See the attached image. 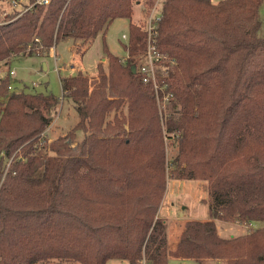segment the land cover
Here are the masks:
<instances>
[{
  "label": "trees",
  "instance_id": "16d2710c",
  "mask_svg": "<svg viewBox=\"0 0 264 264\" xmlns=\"http://www.w3.org/2000/svg\"><path fill=\"white\" fill-rule=\"evenodd\" d=\"M37 1L0 23V64L69 38L91 43L120 18L131 20L128 58L105 46L107 69L60 78L79 121L50 144L60 99L9 94L1 80L0 264H264V228L225 239L217 226L264 223V0ZM157 2L158 48L178 62L165 76V126L152 87L133 73L147 34L132 16ZM168 140L178 147L171 168ZM170 178L207 181L211 196L210 219L185 222L174 250L158 217Z\"/></svg>",
  "mask_w": 264,
  "mask_h": 264
},
{
  "label": "rangeland",
  "instance_id": "374dc122",
  "mask_svg": "<svg viewBox=\"0 0 264 264\" xmlns=\"http://www.w3.org/2000/svg\"><path fill=\"white\" fill-rule=\"evenodd\" d=\"M213 1L220 2L222 0ZM25 3H28V0H25ZM19 9L21 10V8ZM148 9L149 8L143 4L137 6L132 16V22L143 27L147 19ZM16 13H21V11L18 12L16 8L14 9L12 0H0V23L5 20L7 15ZM259 16L262 27L258 36L264 38V3L260 8ZM130 23V19H116L110 25L106 34L100 33L91 43L85 45H83V41L80 39L69 38L59 41L49 54H42L45 57L35 53V56L27 55L25 57L21 56L15 58L9 66L0 69V81L8 79L9 82L11 81V84L18 90L23 89L25 91H34L36 93L52 94L61 99V77L77 75L80 72L83 74L85 73L84 75L87 74L89 76H96L98 74V67L100 63H102V65L107 69L105 46L114 56L120 58L122 61L127 60L128 51L126 46L129 44V40L124 39L123 36L129 37ZM79 48H82L85 53L82 54L78 52ZM103 59H106V61H103ZM9 70L15 72L16 76L9 77ZM34 84H38V87L35 88L33 86ZM68 106L74 107L73 103L69 100H65L64 103L60 101L57 113L52 117V124L46 131L50 133L47 134L45 132V134H47L46 136L49 144L59 138L67 137L74 129L71 125H75V122L78 121L79 118L77 117L75 111H73L71 116L70 114L66 115L67 111L70 109ZM65 117L70 118L63 120ZM56 121L59 125L55 124ZM62 122L64 124H62ZM82 134V132H78L76 134L74 138L75 142L72 144V147H76V144L83 140L84 135ZM67 143H71L70 140H67ZM166 143L167 162L169 164V168H171V162L177 155L178 147L173 141L168 140ZM4 162L6 164H10L12 159L9 160L4 157ZM173 186L174 188H172ZM208 187L209 183L207 181L173 180L170 178L168 182V190H170L172 195L177 197V199L174 198L173 201L179 204V207L177 206L178 213L182 212L181 215L186 213L189 217L196 219L204 218L208 215L211 202ZM203 202L208 204L209 207ZM170 203L171 202L167 204ZM219 224L222 230H220V236L225 239H232L257 230L256 228L249 230L244 229L241 227L243 225L237 224V221H221ZM181 225H184V222H181ZM168 226L169 225L167 224V233ZM177 228L178 231H176V234L178 235L180 229L179 227ZM226 229L228 230L226 231ZM230 234H233L234 236H230ZM108 264L121 263L116 260H111ZM173 264L195 263L186 261L182 263L175 262Z\"/></svg>",
  "mask_w": 264,
  "mask_h": 264
},
{
  "label": "built area",
  "instance_id": "2783aa9c",
  "mask_svg": "<svg viewBox=\"0 0 264 264\" xmlns=\"http://www.w3.org/2000/svg\"><path fill=\"white\" fill-rule=\"evenodd\" d=\"M51 0H38L37 3L43 6L49 5ZM14 9L18 12L24 13L32 9V5L25 3V0H12ZM21 8V10L19 9ZM19 9V10H18ZM161 20L160 4L157 2L153 8L148 12L146 19L145 32L146 38V50L141 55L136 63V73H138L143 83L150 85L154 91L157 106L160 114L161 124L166 125L168 119V105L173 99V94L168 91V84L165 81L166 73L169 70L177 67L178 62L169 54L163 53L157 45V27L158 22ZM124 39L129 37L123 36ZM39 43V39H36ZM125 62V61H123ZM11 76L15 75V72H10ZM12 87L9 86V90ZM141 264H148L145 260Z\"/></svg>",
  "mask_w": 264,
  "mask_h": 264
},
{
  "label": "crops",
  "instance_id": "0c3cea01",
  "mask_svg": "<svg viewBox=\"0 0 264 264\" xmlns=\"http://www.w3.org/2000/svg\"><path fill=\"white\" fill-rule=\"evenodd\" d=\"M212 2L214 3V4H217L218 2H214L213 0H212ZM42 57H45V56H42ZM15 59V58H14ZM13 59V60H14ZM12 60V61H13ZM12 61H11V63H12ZM103 61H106V59H103ZM10 63V64H11ZM6 66H9V65H5V64H0V69H2V68H4V67H6ZM10 70H9V77H11V75H10ZM85 74V73H84ZM87 75V74H86ZM14 76H16V73H15V75ZM87 76H89V75H87ZM97 76V75H96ZM89 77H95V76H89ZM1 82V81H0ZM60 84H61V82H60ZM9 85L12 87L10 90H9V94H11V93H13V92H16V93H20V92H25V93H32V94H36V92H34V91H25V90H23V89H21V90H18L14 85H12L11 84V81L9 82ZM35 88H37L38 87V84H34L33 85ZM61 89H62V86H61ZM6 100L4 99V98H1L0 97V103H2V102H5ZM60 101H62V103H64V101L65 100H63V92H62V98L60 99ZM68 108H70L68 111H67V114L66 115H68V114H70V116L72 115V113H73V111H75V113L77 114V112H76V110L74 109V107H70V106H68ZM77 117H78V114H77ZM70 118V117H69ZM69 118H67V117H65L63 120H67V119H69ZM79 118V117H78ZM78 121H79V119H78ZM78 121H76L75 122V125H71V127L72 128H74L76 125H77V123H78ZM56 125H59L58 124V122L56 121V123H55ZM62 124H64L63 122H62ZM47 134H49L50 132H46ZM47 134H45V136L47 135ZM82 135H84V134H82ZM47 137V136H46ZM169 182V181H168ZM172 188H174V186L172 187ZM177 199V197L176 196H174V195H172L171 194V192H170V190H168V186H167V190H166V194H165V197H164V199H163V202H162V205H161V207H160V210H159V212H158V217L159 218H161V219H163V220H165V222L169 225L168 226V239H169V243H170V248L172 249V250H174L175 249V247L177 246V244H178V239H179V235H177L176 234V231H178V228L177 227H179V229L181 230V228H182V226L183 225H181V222H187V221H190V220H199V221H207L208 219H210V209H209V212H208V215H207V217H204V218H199V219H196V218H191V217H189V215H186V213L185 214H182L181 215V213L182 212H180V213H178V210H177V206L179 207V204L177 203V202H174L173 201V199ZM203 200H207V199H203ZM169 202H171L170 204H167V203H169ZM204 203V202H203ZM204 204H206V203H204ZM208 207H209V205L208 204H206ZM186 210V209H185ZM219 222H221V221H217V226H219V228H218V230H219V234H221L220 232L222 231L221 230V227H220V224H219ZM264 223H252V224H250V225H243V226H241V227H243L244 229H247V230H249V229H260V228H263L264 226ZM181 226V227H180ZM259 226V227H258ZM177 228V229H176ZM173 230H175V231H173ZM179 230V231H180ZM221 230V231H220ZM228 229H226V231H227ZM171 232V233H170ZM179 233V232H178ZM230 236H234L233 234H230ZM116 261H118V262H120L121 264H129L128 262H125V261H120V260H116ZM186 261H191V262H193V263H195V264H200V263H198V262H196L195 260H180V259H175V258H170V261H169V264H173V263H182V262H186ZM225 264L224 262H222V261H215V260H205V261H202V263L201 264Z\"/></svg>",
  "mask_w": 264,
  "mask_h": 264
},
{
  "label": "water",
  "instance_id": "95a60500",
  "mask_svg": "<svg viewBox=\"0 0 264 264\" xmlns=\"http://www.w3.org/2000/svg\"><path fill=\"white\" fill-rule=\"evenodd\" d=\"M133 73H136V67H133Z\"/></svg>",
  "mask_w": 264,
  "mask_h": 264
}]
</instances>
